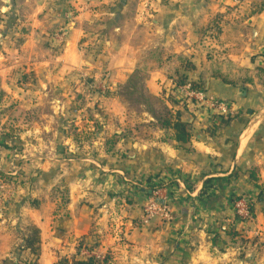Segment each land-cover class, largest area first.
<instances>
[{"label": "crops", "instance_id": "crops-1", "mask_svg": "<svg viewBox=\"0 0 264 264\" xmlns=\"http://www.w3.org/2000/svg\"><path fill=\"white\" fill-rule=\"evenodd\" d=\"M180 76L232 114L179 103ZM162 92L169 121L144 102L130 128L126 97ZM3 113L0 228L37 226L40 264H264V0H0Z\"/></svg>", "mask_w": 264, "mask_h": 264}, {"label": "rangeland", "instance_id": "rangeland-1", "mask_svg": "<svg viewBox=\"0 0 264 264\" xmlns=\"http://www.w3.org/2000/svg\"><path fill=\"white\" fill-rule=\"evenodd\" d=\"M140 88L143 90L144 89V85H142V83L140 84ZM136 89H138V87H136ZM163 93V92H162ZM126 100L128 101V103L130 104V106L135 109V113L136 114H131V118L133 119V123L129 124L131 125L130 128L132 129H136L137 132L143 130L145 128V125L152 127L151 124H143L142 122L139 121V119L143 116L142 113H140V111L138 110V107L140 106L139 104H142L144 102H146L147 106L149 109H151V111L153 112V116L155 117V119L162 124V121H165L164 119H167L169 121L170 119V115L172 114V112H170V107H169V103H173L171 98L168 99L167 95H164V93L161 95V97H159L158 99H153L151 97L147 98H139V97H134L132 95H128L126 97ZM167 102V103H166ZM181 103V102H179ZM186 104H184L185 106ZM194 110V108H192ZM6 116L8 115L7 113H3L0 114V116ZM229 117V116H228ZM23 119V116L20 117V121ZM135 124V125H134ZM141 129V130H140ZM20 132H22V129H17L15 130H5L1 131L0 133V157H8V155H6L7 152H9V150H12V148H7L9 146L8 144V139L3 137L4 135H11L9 137H14L13 135L15 133H17L16 135H18ZM133 133V132H131ZM86 137L83 138H89L88 134L85 135ZM88 140V139H87ZM92 142V141H91ZM13 151V150H12ZM11 151V152H12ZM8 177V174L7 176ZM4 177H0V192H6L8 191V187H11L10 183H7L6 180L8 179H2ZM157 191V190H156ZM155 191V192H156ZM6 193L3 194V197H7L5 196ZM0 197H2V195H0ZM2 197V199H3ZM247 198V197H246ZM250 199V198H248ZM155 205H159L157 202L154 203ZM150 207V206H149ZM162 208V206H161ZM161 208H154V215L156 214V212L163 210ZM148 209V208H147ZM147 211V210H146ZM252 214H253V219L247 221V222H252L254 220V211L252 210ZM147 215V213H146ZM146 215L144 218V222L146 219ZM154 215H152L154 217ZM246 222V221H245ZM5 225H2L0 228V264H40L39 259L35 256H33L31 253L27 252V251H21V245H22V239L24 238V235L28 234V228L30 226L32 227H37L35 226L29 219L27 220H23V219H18L17 222H15V226H8V221L5 223H3ZM9 236V238H8ZM42 243V242H41ZM57 264H76L75 260H72V262H65V259H59L57 261Z\"/></svg>", "mask_w": 264, "mask_h": 264}, {"label": "built area", "instance_id": "built-area-1", "mask_svg": "<svg viewBox=\"0 0 264 264\" xmlns=\"http://www.w3.org/2000/svg\"><path fill=\"white\" fill-rule=\"evenodd\" d=\"M239 2V0H235ZM170 94L176 95L177 98L183 102V104H192L194 109L199 111H206L212 118L228 117L232 114V107L230 104L222 99L211 96L204 89H195L192 83L187 82L185 84H177L176 81L170 85ZM158 207L155 204L148 207L146 213L145 223H148L152 215H154V208ZM159 208V207H158ZM160 211L166 212L162 207ZM234 210L236 216L244 221L253 219L252 214V201L248 198H237L234 201ZM158 211V212H160ZM84 255H88V251L83 252Z\"/></svg>", "mask_w": 264, "mask_h": 264}, {"label": "trees", "instance_id": "trees-1", "mask_svg": "<svg viewBox=\"0 0 264 264\" xmlns=\"http://www.w3.org/2000/svg\"><path fill=\"white\" fill-rule=\"evenodd\" d=\"M187 82L192 83V85L195 89H204L205 90V88L203 87L202 84H200L198 82L190 81L185 76H180L176 81L177 84H185ZM178 102H181V101L178 100ZM173 126H174V129L176 132L177 140L182 142V143H188L189 139H190L189 126L186 123L180 121L179 119L174 123ZM161 187H162V185H159V186L153 185V186H150L149 189L153 193L156 190L160 189ZM203 194H205V193L202 192V195ZM251 201H252V199H251ZM252 210H253V201H252ZM28 231H29L28 234L24 235V238L22 239V245H21L20 250L24 251V252L27 251V252L31 253L33 256H35L36 259L37 258L39 259V256L41 254L40 230L37 227L30 226L28 228ZM76 264H99V262L97 259L90 257L86 261H76Z\"/></svg>", "mask_w": 264, "mask_h": 264}]
</instances>
